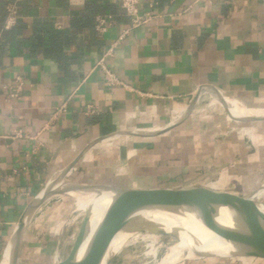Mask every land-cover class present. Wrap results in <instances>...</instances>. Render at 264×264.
Wrapping results in <instances>:
<instances>
[{
	"label": "crops",
	"instance_id": "crops-1",
	"mask_svg": "<svg viewBox=\"0 0 264 264\" xmlns=\"http://www.w3.org/2000/svg\"><path fill=\"white\" fill-rule=\"evenodd\" d=\"M14 3L15 24L4 30ZM138 8L154 17L105 56L129 26L119 0H0V257L26 207L60 176L213 190L204 182L223 175L222 188L238 195L264 163L260 144L199 113L219 102L232 120L263 117L253 112L264 109V0ZM17 77L20 98H10ZM208 258L195 264H264Z\"/></svg>",
	"mask_w": 264,
	"mask_h": 264
},
{
	"label": "water",
	"instance_id": "water-1",
	"mask_svg": "<svg viewBox=\"0 0 264 264\" xmlns=\"http://www.w3.org/2000/svg\"><path fill=\"white\" fill-rule=\"evenodd\" d=\"M184 1L176 0V7ZM227 110L229 112L228 107ZM262 119L264 120V117L241 118L249 121ZM61 179L62 176L49 182L26 207L4 248L0 262L9 251L7 264H18L23 237L33 213L50 197H71V192L107 194L109 202L86 243L90 230L89 215L85 214L68 255L57 264H102L111 240L120 232L132 229L130 224L133 217L139 212L155 209L188 215L229 242L230 251H205L199 254L200 258L264 259V211L261 209V203L253 198L226 191H214L206 187L119 189L106 185L62 183ZM155 231L167 235L160 228ZM112 257L113 255L107 259L108 264Z\"/></svg>",
	"mask_w": 264,
	"mask_h": 264
},
{
	"label": "rangeland",
	"instance_id": "rangeland-1",
	"mask_svg": "<svg viewBox=\"0 0 264 264\" xmlns=\"http://www.w3.org/2000/svg\"><path fill=\"white\" fill-rule=\"evenodd\" d=\"M264 109L254 110L258 115V111ZM203 116L213 115L214 120H219L221 116L226 119L230 129L239 133L246 141L250 143H258L264 151V120H232L224 104L216 102L214 104H204L200 112ZM251 176V175H250ZM224 176L221 180L215 182L209 180L204 182L211 187H215L214 191H229L227 188H222L224 184ZM249 179V178H248ZM250 181L243 182L242 189L238 190L239 196L254 198L257 193L264 189V163L260 170L253 172ZM226 182V181H225ZM247 185V188L244 186ZM220 187V188H219ZM212 190V189H211ZM235 194V193H234ZM264 201V193L259 198ZM75 201L73 198H62L53 200L48 204L41 205L32 215L27 226V235L21 250L20 261L18 264H55V259H64L72 246V243L78 234L82 220L85 214L89 215V223L94 219L96 214L91 212H84L81 215L75 213ZM140 235V234H139ZM134 236L128 239L126 245L118 253L113 254L109 264H147L152 262L150 251H152L157 243L160 241L163 246H170L175 243L173 237L164 236L157 242L154 241H140V236ZM164 254V249L159 250L156 260L160 259ZM209 259L208 257L199 259H186L177 264H195L197 261ZM235 261L241 258H233ZM209 261V260H206ZM206 263V262H202Z\"/></svg>",
	"mask_w": 264,
	"mask_h": 264
},
{
	"label": "bare ground",
	"instance_id": "bare-ground-1",
	"mask_svg": "<svg viewBox=\"0 0 264 264\" xmlns=\"http://www.w3.org/2000/svg\"><path fill=\"white\" fill-rule=\"evenodd\" d=\"M260 111L261 110L257 112L258 115L264 117V111ZM263 193L264 189L257 193L253 199L261 203V209L264 211V201L259 199ZM70 196L75 201L74 210L77 215H81L87 211L91 212V215L92 213L96 214L94 219L89 223L90 231L85 241L86 243L108 205L109 196L107 194H83L77 192H71ZM130 225L132 228L131 230L120 232L111 240L107 256L102 264H108L106 262L107 259L113 254L115 255V253L121 251L126 245V241L136 235H141L140 241H143L144 243L149 240L157 242L164 236H174L175 243L170 246H163L160 241L157 243V246L150 251V254L148 255L151 256L152 262L147 264H177L186 259H199V254H201V252H228L231 249L228 241L212 233L192 217L178 212L157 209L142 211L133 217ZM158 228L166 232L167 235L155 231V229ZM84 246L85 244L79 251V254ZM162 249H164L163 256L156 260L158 251ZM8 255L9 251L6 252L0 264H7ZM60 261L61 260L56 258L54 262L57 264Z\"/></svg>",
	"mask_w": 264,
	"mask_h": 264
},
{
	"label": "built area",
	"instance_id": "built-area-1",
	"mask_svg": "<svg viewBox=\"0 0 264 264\" xmlns=\"http://www.w3.org/2000/svg\"><path fill=\"white\" fill-rule=\"evenodd\" d=\"M19 1V0H17ZM138 3L139 0H119V5L124 11L125 15L129 18V26L127 29H125L116 39V41L113 43V45L108 49L107 53L105 56H111L114 48L128 35V33L147 23L150 19H152L154 16L150 12H141L138 8ZM6 12H7V18L6 22L3 26L4 30H9L10 28L13 27L16 21V7L15 3L14 4H9L6 7ZM104 21L102 19L98 20V29L101 30L102 24ZM99 66L104 70L105 74L110 78L112 77V74L109 73L108 70L104 67V60L101 59L99 61ZM14 91L13 93L10 94V98H20V91L22 87V81L20 78H16V83L13 86Z\"/></svg>",
	"mask_w": 264,
	"mask_h": 264
}]
</instances>
